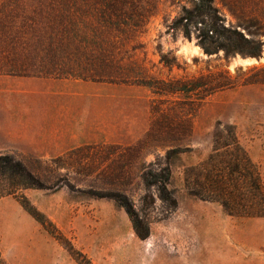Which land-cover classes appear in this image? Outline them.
<instances>
[{"label":"rangeland","instance_id":"obj_1","mask_svg":"<svg viewBox=\"0 0 264 264\" xmlns=\"http://www.w3.org/2000/svg\"><path fill=\"white\" fill-rule=\"evenodd\" d=\"M213 5V40L236 29L259 55L208 52L201 21L186 35L194 0H0V154L49 221L1 197L6 264H264V216L186 187L226 125L264 183V0Z\"/></svg>","mask_w":264,"mask_h":264},{"label":"trees","instance_id":"obj_2","mask_svg":"<svg viewBox=\"0 0 264 264\" xmlns=\"http://www.w3.org/2000/svg\"><path fill=\"white\" fill-rule=\"evenodd\" d=\"M194 1V8L185 9L176 21L177 26L183 24L186 35L189 36L191 33L189 22L201 21L206 27L199 35L200 41L208 52L223 48L228 55L237 52L253 55L261 53L260 43L251 41L236 29L231 30L234 37L229 38L227 43L213 40V34H217L218 29L214 23L207 20H216L218 10L214 7L213 0ZM209 31H213V34ZM213 143V151L208 158L191 166L187 171L186 187L189 192L202 200L219 203L231 215L263 217L264 183L261 172L247 150L240 144L234 127L226 125L225 130H218L214 134ZM170 175L169 171L167 177L170 178ZM33 187L43 186L21 161L9 154H0V198L6 195L18 197L26 210L47 229L49 221L46 216L22 194L24 189ZM161 190L162 193H166V186ZM118 201L125 205L122 200ZM79 255V264H83V260L87 264H93L85 254ZM0 264H6L1 250Z\"/></svg>","mask_w":264,"mask_h":264},{"label":"bare ground","instance_id":"obj_3","mask_svg":"<svg viewBox=\"0 0 264 264\" xmlns=\"http://www.w3.org/2000/svg\"><path fill=\"white\" fill-rule=\"evenodd\" d=\"M248 59V58H247Z\"/></svg>","mask_w":264,"mask_h":264}]
</instances>
